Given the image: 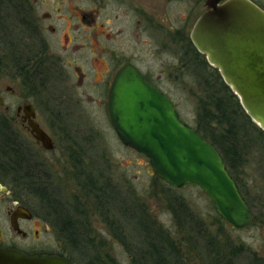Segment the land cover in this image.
<instances>
[{
  "label": "rangeland",
  "instance_id": "1",
  "mask_svg": "<svg viewBox=\"0 0 264 264\" xmlns=\"http://www.w3.org/2000/svg\"><path fill=\"white\" fill-rule=\"evenodd\" d=\"M14 24L10 22L9 28ZM138 38L137 33L132 36L130 48L140 45ZM122 46L126 50L128 42ZM58 47L62 53L63 48ZM15 49L0 46V115L7 119L14 135L19 131L21 139L30 144L37 158L31 161V168L40 166L58 207L79 229L77 248L65 244L58 231L55 240L49 235L53 251L70 254L79 264H143L141 257L148 246L140 225L131 219L135 212L167 244L172 254L169 264H264L263 130L241 113L232 117L236 138L231 144L241 154L232 160L233 173L255 215L250 227L236 228L220 218L198 186H169L156 176L145 155L120 142L107 114L106 96L95 82L97 76H87L83 84L75 76H67L38 89L33 82L7 71L6 65L15 62ZM148 55L144 60L158 70L161 63ZM77 63L83 60L78 58ZM157 81L175 102L180 118L194 128L203 124L204 106L211 107L214 101L211 92L225 94L219 73L214 74L203 62L199 72L191 76H159ZM25 100L35 107L37 120L53 137L52 150L42 148L22 132L16 108ZM222 126L228 128L224 121ZM0 162L7 167H0V184L10 190L7 198L17 195L32 205L37 195L27 187L31 179H24V186L19 172H11L9 162L1 157ZM104 192L109 193L108 201ZM176 200L187 205V212L201 223L199 227L187 223L185 212L180 219ZM3 208L0 201V228L5 239H10L14 234L4 220Z\"/></svg>",
  "mask_w": 264,
  "mask_h": 264
},
{
  "label": "flooded vegetation",
  "instance_id": "2",
  "mask_svg": "<svg viewBox=\"0 0 264 264\" xmlns=\"http://www.w3.org/2000/svg\"><path fill=\"white\" fill-rule=\"evenodd\" d=\"M224 1L219 0L218 3ZM251 1L264 10V0ZM17 3L19 6L23 5L15 11L18 16L10 17L6 10H0V46L19 50L13 57L15 62L11 66L6 65V69L22 80H31L38 89L67 76H75L81 84L86 81L87 76H97L95 82L106 96L107 109L112 82L122 68L138 71L147 83L169 98L167 91L157 81L159 76H191L199 72L202 62L214 70V74L219 73L207 62L205 55L197 49L191 38L195 23L202 14L212 9L211 4L215 0H17ZM10 22L15 23L14 25L19 23L20 26H12L14 29L9 30ZM16 28H19L18 32ZM14 32L18 34L15 35ZM136 33L139 35L137 42L140 45L130 48L132 36ZM141 37L143 38L139 40ZM123 42H128L126 50L122 46ZM58 44L63 48L62 53L56 50L59 48ZM146 54L161 63L158 70L150 68L149 62L143 58ZM162 56L166 58L161 60ZM78 58L83 63L78 64ZM6 89L10 90L9 87ZM26 102L27 100L23 101L17 108L31 104ZM172 102L176 108L175 102ZM17 108L16 118H19L22 132L41 146L30 132L28 117L23 109L18 111ZM32 109L33 119L46 131L37 120L33 105ZM11 133L14 135L13 130ZM16 133V140L12 139V150H16L15 164L24 186L23 175L34 177L32 189L37 196L32 205L17 195L7 198L10 190L6 185L0 184L4 220L14 234L12 238L5 239L4 230L0 228V247L32 256L61 257L63 252L53 251L50 237L55 240L56 232H62L58 230L57 224H65L66 220L57 216H64V213L58 212V202L43 180L40 166L33 165L31 168V161L37 159L34 150L21 139L22 133ZM46 133L51 137L54 148L53 137L47 131ZM12 163L14 162L11 161L9 165L14 166ZM0 167L3 170L7 168L4 162H0ZM244 201L251 211V220L244 226L248 228L255 215L245 196Z\"/></svg>",
  "mask_w": 264,
  "mask_h": 264
},
{
  "label": "water",
  "instance_id": "3",
  "mask_svg": "<svg viewBox=\"0 0 264 264\" xmlns=\"http://www.w3.org/2000/svg\"><path fill=\"white\" fill-rule=\"evenodd\" d=\"M218 2L197 20L192 41L237 96L246 115L264 131V10L251 0ZM21 109L32 136L44 149H52L51 137L33 119L32 105L17 108ZM107 112L120 142L145 155L165 183L175 188L198 186L220 218L233 227L243 228L250 222L251 211L219 151L184 122L172 100L138 71H118ZM0 264L74 263L59 256H32L0 247Z\"/></svg>",
  "mask_w": 264,
  "mask_h": 264
},
{
  "label": "trees",
  "instance_id": "4",
  "mask_svg": "<svg viewBox=\"0 0 264 264\" xmlns=\"http://www.w3.org/2000/svg\"><path fill=\"white\" fill-rule=\"evenodd\" d=\"M23 5H20L17 3V0H0V10L4 9L7 11V14L12 17V16H18V13L15 12L19 8H22ZM20 26V24H16ZM14 25V26H16ZM12 27V26H11ZM10 27L9 30H12ZM11 32V31H9ZM19 51L18 49H15ZM32 82L31 80H28ZM221 81V80H219ZM27 82V80H26ZM222 88L224 90V96H217L215 95L216 93L211 92L212 100L213 103L211 107L204 106V111H203V117L202 121L203 124H199V126L195 127L198 131H200L203 136L209 140L214 147L219 151V153L222 156V159L226 165V169L228 170L230 176L233 178L235 181L238 189V182L237 179L233 173V163L232 160L235 161V159H239L241 154L239 151L237 152L235 144H231L235 138L236 135H233V120L232 117L238 115V114H243L248 120L251 121V119L246 115L244 112L243 108L241 107L239 100L237 96L230 90V88L225 84L222 83ZM215 121V124H214ZM223 121L228 125V128L224 130V126H222ZM252 122V121H251ZM254 123V122H252ZM255 124V123H254ZM222 126V128H219ZM217 128H219L217 130ZM14 138L13 133H11V129L9 125L7 124V119L3 116L0 115V157L9 161V163L14 162V166H10V171H18L16 167V158L14 157V153L16 150H12V146L14 145L12 143V139ZM19 172V171H18ZM26 180H29L27 183L30 188H33V177L32 176H24ZM92 189V188H91ZM110 191V190H109ZM240 191V189H239ZM241 193V191H240ZM109 193L104 192L103 196L106 199V196ZM111 195V194H110ZM242 195V193H241ZM97 199H99L98 195ZM243 197V195H242ZM110 198V197H109ZM107 197L106 201L109 200ZM244 198V197H243ZM96 199V200H97ZM100 202V199H99ZM104 202V201H103ZM177 203V211L181 213L179 215L180 219L182 215L185 216L186 220L188 221L187 223L193 224V227H199L198 223V218H195L189 212H187L188 207L185 203L182 201L180 202L179 200H176ZM63 211L62 207H58V212ZM176 212V211H175ZM133 212L131 215V219H133L138 225H140V228L144 232L145 236V241L144 243L148 246L146 250L144 249L143 256V264H169V256H172L171 251L167 248V244L164 242L163 239H161L160 234L158 233H153L151 232V229L149 228V225L147 221L141 217H139V214H134ZM58 218H65L66 220L65 224H57L58 230L60 229V234H61V239L65 241V244L68 246H72L73 248H77L79 245V240H78V233L79 229L77 228L76 224H73L71 222V219L68 218V216L64 215L61 216V214L57 216ZM59 232V231H58ZM154 234V236L152 235ZM152 237V240H151ZM209 243V242H208ZM210 244V243H209ZM68 248V247H67ZM61 257L73 262L74 264H79L77 261V258H73L70 254L67 255L66 253H61ZM135 257V256H134ZM133 260L138 261L137 259L139 258H134ZM168 259V260H167Z\"/></svg>",
  "mask_w": 264,
  "mask_h": 264
}]
</instances>
